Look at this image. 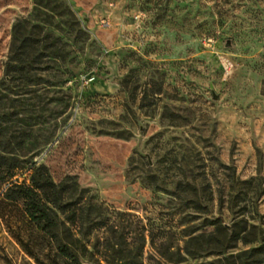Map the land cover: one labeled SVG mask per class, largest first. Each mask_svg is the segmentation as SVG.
<instances>
[{
    "label": "rangeland",
    "instance_id": "rangeland-1",
    "mask_svg": "<svg viewBox=\"0 0 264 264\" xmlns=\"http://www.w3.org/2000/svg\"><path fill=\"white\" fill-rule=\"evenodd\" d=\"M0 149V264H63L47 178L129 261L264 264V0H0Z\"/></svg>",
    "mask_w": 264,
    "mask_h": 264
},
{
    "label": "trees",
    "instance_id": "trees-1",
    "mask_svg": "<svg viewBox=\"0 0 264 264\" xmlns=\"http://www.w3.org/2000/svg\"><path fill=\"white\" fill-rule=\"evenodd\" d=\"M27 42L28 38L25 37L22 49L28 47ZM24 54L25 51L10 57L6 76L11 77L13 72L26 70L28 63L23 58ZM15 168L17 165L10 164L0 154V182L10 178ZM32 184L33 188L23 191L24 199L28 203L27 213L49 236L63 264H84L82 259L88 260L90 264H139L127 259L122 248V232H116L102 220L105 211L102 204L95 203L90 198L86 199L83 193L73 203L70 200L73 199L72 194L76 193V189L55 184L50 178L42 183L34 179ZM59 227L64 230L62 236ZM109 232L113 239L119 240L118 243L104 236ZM116 244L120 248H116Z\"/></svg>",
    "mask_w": 264,
    "mask_h": 264
}]
</instances>
